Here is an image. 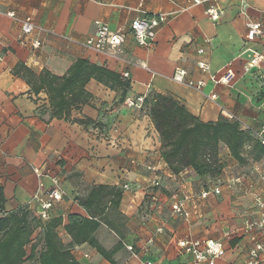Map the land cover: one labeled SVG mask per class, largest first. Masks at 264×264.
<instances>
[{
    "label": "crops",
    "instance_id": "crops-1",
    "mask_svg": "<svg viewBox=\"0 0 264 264\" xmlns=\"http://www.w3.org/2000/svg\"><path fill=\"white\" fill-rule=\"evenodd\" d=\"M139 2L148 14L176 12L158 28L149 47L137 44L129 31ZM211 6L218 10L215 21L205 13ZM11 11L17 18L7 15ZM263 15L264 0H0L3 211L35 204L38 168L60 180L63 196L50 215L62 218L58 237L79 264H144L146 259L153 264H192L191 255L177 243L194 239L222 242L224 253L215 264H247L251 249L264 245V225H258L264 217V156L254 146L264 126V61L259 68L246 66L251 50L264 58ZM26 16L51 30L42 36L39 48H31L21 37L20 18ZM96 19L111 29L123 28L118 48L96 53L83 46ZM248 21H260L263 29L251 41L245 39ZM77 59L117 74L119 82L88 80V102L72 108L68 119L52 116L46 92L33 93L23 76L12 73L21 64L35 75L47 70L62 76ZM198 60L208 64V72L198 69ZM226 67L234 72L232 81L214 84L209 74L219 75ZM176 69L185 70L186 80L202 79L204 85L198 90L175 81ZM124 71L128 78L121 77ZM123 82L128 88L120 101ZM155 93L173 97L201 122L232 115L251 137L242 151L245 162L238 163L224 146L218 176L200 177L191 168L172 172L161 157L159 134L148 115V101ZM210 93L216 94L214 100L207 98ZM140 94L146 96L142 108L126 103ZM42 181L46 188L48 176ZM124 183L128 189L122 188ZM92 185L122 191L117 212L106 209L117 231L101 224L94 233L109 252L120 241L111 261L87 243L71 245L63 228L71 214L88 217L75 198ZM204 186L210 192L201 198ZM215 187L218 192L211 191ZM174 195L189 196L186 207L197 213L188 219L173 215ZM148 240L147 252H141ZM258 260L264 264V249L258 251Z\"/></svg>",
    "mask_w": 264,
    "mask_h": 264
},
{
    "label": "trees",
    "instance_id": "trees-1",
    "mask_svg": "<svg viewBox=\"0 0 264 264\" xmlns=\"http://www.w3.org/2000/svg\"><path fill=\"white\" fill-rule=\"evenodd\" d=\"M12 73L23 76L33 93L44 90L51 115L64 119L69 118L72 108L88 102L90 94L84 89L88 80L95 78L102 83L119 82L117 74L84 59L74 61L62 76L52 75L47 70L35 75L21 64L16 65ZM121 85L120 101L125 97L128 83L123 82ZM148 103V115L160 138L161 157L172 172L191 168L200 177L218 176L222 170L219 161L220 144L228 149L230 156L238 163L245 162L242 151L251 137L240 129L235 120L220 117L215 122H201L168 95L155 93ZM74 121L85 123L90 120ZM254 146L257 154L264 156V145L259 140ZM203 190L209 188L204 186ZM121 193L115 186L92 185L85 195L76 196V203L86 210L88 217L71 214L63 224L64 230L71 237V245L87 243L111 261V254L120 247V241L109 252L99 244L94 233L101 224L117 231L106 209L112 213L117 212ZM4 201L0 184V264H24L32 258L38 264H79L69 249L62 246L58 237L57 228L63 223L60 216L50 215L47 220L41 221L29 205L5 213ZM34 231L37 237L32 241ZM40 241L42 247L37 251Z\"/></svg>",
    "mask_w": 264,
    "mask_h": 264
},
{
    "label": "built area",
    "instance_id": "built-area-1",
    "mask_svg": "<svg viewBox=\"0 0 264 264\" xmlns=\"http://www.w3.org/2000/svg\"><path fill=\"white\" fill-rule=\"evenodd\" d=\"M197 3L200 0H193ZM134 11L138 12V15L135 16L129 23V31L135 39L136 43L141 46L149 47L151 46L158 28L165 24L168 18L175 14L176 12H164L160 11L154 14H148L145 10L142 9V3L139 2ZM205 13L212 19L216 20L218 18V10L216 7L211 6L205 10ZM7 15L12 18H17L14 12H8ZM264 20V15H263ZM94 32L90 35L84 42L83 46L87 49H90L96 53H103L109 49H116L124 40V30L121 27L116 29H111L110 26L100 20L96 19L93 22ZM51 30L36 24L30 17L26 16L20 18V33L23 41L27 43L31 48H39L42 45V36L49 33ZM263 33L262 23L260 21H248L246 23L245 39L248 41L254 40L257 36H261ZM198 53H202L201 49H198ZM251 59L246 64L247 68H259L264 61L263 56L255 51L251 50ZM198 69L205 73L208 72V64L202 60L196 62ZM185 70L176 69L172 78L180 83H184L187 86H190L195 89H201L204 85V80H186ZM121 77L128 78L129 72L124 71L121 74ZM234 77V72L226 67L219 74H209V79L214 83H223L227 84L232 81ZM145 94L137 95L134 99H127L126 103L129 106L136 108H142L145 102ZM207 98L214 100L216 94L210 93L207 95ZM229 119H233L232 115L228 116ZM256 136L259 142L264 145V126L256 133ZM34 173L39 178L38 187L34 192L32 199L35 202L33 205H29L34 210V213L38 216L41 221H45L50 217V212L54 208L57 202L62 199L63 190L60 185V180L55 174H44L40 169H34ZM48 176L49 185L45 188L43 184V177ZM264 179V173L262 174ZM153 185H157V182H152ZM123 189H128L129 185L124 183L122 185ZM43 189V191H41ZM211 191L218 192V188H213ZM210 190H202L200 192V197L205 198ZM175 196V200L171 204V213L175 216H180L182 218L188 219L192 213H197L196 211L191 212L186 207V202L189 200V196L184 195L179 197ZM259 226L264 225V217H262L258 223ZM248 228H251L250 224ZM157 232H161V228L156 229ZM149 240L140 248L141 252L146 253L148 249ZM178 246H180L184 252L188 253L192 257V264H215L216 258L223 255L224 248L223 244L219 240H181L178 241ZM126 248L135 253L133 246L127 245ZM264 249V245L261 243L256 244L250 251V260L247 264H260L258 260V251ZM138 255V254H137ZM144 264H153L150 260L146 259Z\"/></svg>",
    "mask_w": 264,
    "mask_h": 264
},
{
    "label": "rangeland",
    "instance_id": "rangeland-1",
    "mask_svg": "<svg viewBox=\"0 0 264 264\" xmlns=\"http://www.w3.org/2000/svg\"><path fill=\"white\" fill-rule=\"evenodd\" d=\"M222 148H224V145L220 144L219 145V150L221 151ZM36 233L37 232L34 231V233L32 234V241H34L35 238L37 237ZM41 247H42V245H41V241H40V242H38V245H37V251H39L41 249ZM26 250H27V252L29 251V245H27ZM24 264H38V262H37V260L35 258H32L30 260H26Z\"/></svg>",
    "mask_w": 264,
    "mask_h": 264
}]
</instances>
